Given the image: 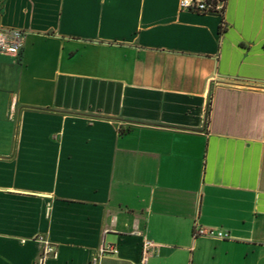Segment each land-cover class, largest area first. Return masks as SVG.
Returning <instances> with one entry per match:
<instances>
[{"label":"crops","instance_id":"0c3cea01","mask_svg":"<svg viewBox=\"0 0 264 264\" xmlns=\"http://www.w3.org/2000/svg\"><path fill=\"white\" fill-rule=\"evenodd\" d=\"M0 264H264V0H0ZM195 225L230 239L194 237Z\"/></svg>","mask_w":264,"mask_h":264},{"label":"built area","instance_id":"2783aa9c","mask_svg":"<svg viewBox=\"0 0 264 264\" xmlns=\"http://www.w3.org/2000/svg\"><path fill=\"white\" fill-rule=\"evenodd\" d=\"M180 9L184 11H192L200 14L220 15L223 16L226 9V0H180ZM25 35L19 31H6L0 29V54H10L18 56L24 47ZM194 237H207L218 240L230 239V235L219 229H205L199 225H195ZM36 241L44 245L43 253L38 264H44L48 256H56L54 246L44 239L37 237ZM157 246L148 239L143 241L142 258L140 264H148L153 250ZM118 250L112 245H104L98 256H94L92 264H100V260L104 255H115Z\"/></svg>","mask_w":264,"mask_h":264}]
</instances>
